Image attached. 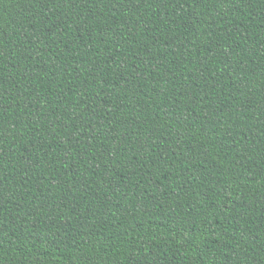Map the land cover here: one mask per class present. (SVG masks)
I'll use <instances>...</instances> for the list:
<instances>
[{
    "label": "trees",
    "instance_id": "16d2710c",
    "mask_svg": "<svg viewBox=\"0 0 264 264\" xmlns=\"http://www.w3.org/2000/svg\"><path fill=\"white\" fill-rule=\"evenodd\" d=\"M0 264H264V0H0Z\"/></svg>",
    "mask_w": 264,
    "mask_h": 264
}]
</instances>
